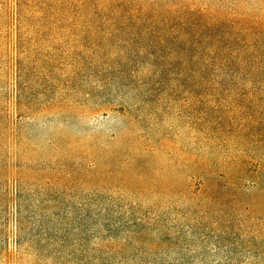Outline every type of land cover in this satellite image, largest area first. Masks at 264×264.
Here are the masks:
<instances>
[{"label":"rangeland","instance_id":"1","mask_svg":"<svg viewBox=\"0 0 264 264\" xmlns=\"http://www.w3.org/2000/svg\"><path fill=\"white\" fill-rule=\"evenodd\" d=\"M12 3L0 0V264H264V195L195 198L184 178L161 176L166 162L147 165L151 155L124 145L164 138L223 170L263 160L264 26L218 11L227 0H202L207 11L183 0H33L20 24ZM15 101L35 111L123 107L137 126L108 119L96 156L114 161L83 172L85 115L36 113L18 154L2 117ZM57 142L76 148L66 163L52 158ZM47 162L75 172L47 182Z\"/></svg>","mask_w":264,"mask_h":264},{"label":"trees","instance_id":"2","mask_svg":"<svg viewBox=\"0 0 264 264\" xmlns=\"http://www.w3.org/2000/svg\"><path fill=\"white\" fill-rule=\"evenodd\" d=\"M33 0H13L11 8V16L16 24L25 22L34 13L31 12ZM184 5L182 9L187 7L189 3L194 5L195 9L198 11H207V7L203 6L202 0H183ZM225 1V0H224ZM228 5L224 8L217 7L218 11H225L228 17L233 20H237L239 24L243 22L251 23L254 25L264 26V0L260 4H253L251 7L247 8L244 2L239 0H227ZM210 12L215 11L214 6H208ZM34 10V9H33ZM188 10V9H185ZM220 14H215L213 17H219ZM14 106L16 109L15 113L12 115L2 114L4 118V131H5V142L11 143L13 149L20 153L21 150L27 148V143L23 141L25 134H29L31 127L29 125L35 119L38 118L40 113L46 120L52 119L54 117H60L65 119L67 122L76 121V115H85V126L89 127L87 132L88 143L84 146L85 150L81 154L83 158L87 160L90 168L86 167V164L81 167L83 172H91L94 166L97 167L96 170L103 171V168L110 167V162L114 161V158L106 157L103 160H98L96 154L100 149L101 145L98 143V138L96 137L99 132L103 129V124L108 119H118L126 118L130 124L137 126V123L131 117L129 112L123 107H110L107 109H97L93 112H77L68 107L61 106H48L42 110H28L21 109L18 103L15 101ZM60 133H63L59 128ZM69 135V133L67 134ZM72 135V134H70ZM73 136V135H72ZM57 148L59 153L55 154L52 158L64 161L65 163L69 158L76 154V148H64L60 142H57ZM138 145L135 147V145ZM128 147L130 153L134 154L135 157L142 154L151 155L149 161L154 164V159L159 158L161 161L166 162V167L163 166V171L161 173L162 177L168 178L173 175L176 178H184L185 185L188 189V193L195 198L198 195L211 196L217 198L219 195H228L231 200L237 202L243 198V201L248 204H254L251 198H247L250 194L264 195V159H250L241 158L236 166L231 170H223L217 166H212L207 160L202 158H197L194 155H188L185 152L179 151L172 144L164 141V138H157L156 140H150L144 136H135L132 140L124 144ZM164 151L163 157L159 156V153ZM126 159L131 161L129 155L125 154ZM49 161V160H47ZM177 163H182L183 166L179 167ZM46 167V177L47 182H54L57 178L66 179L71 176L75 170L61 168L64 165H59L58 169H53L54 164H49L47 162ZM129 166H134V164L129 163ZM138 166V164H136ZM119 167V166H117ZM16 168V179L14 182L19 183V177L21 176L20 171L23 170L19 163L14 165ZM153 171L156 170L154 166L151 168ZM79 171V170H78Z\"/></svg>","mask_w":264,"mask_h":264}]
</instances>
